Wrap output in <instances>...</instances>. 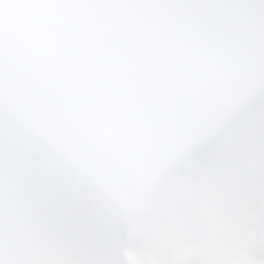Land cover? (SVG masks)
Returning a JSON list of instances; mask_svg holds the SVG:
<instances>
[{"label":"bare ground","instance_id":"1","mask_svg":"<svg viewBox=\"0 0 264 264\" xmlns=\"http://www.w3.org/2000/svg\"><path fill=\"white\" fill-rule=\"evenodd\" d=\"M259 96L255 101L264 97V92ZM256 115L264 118L259 112ZM232 121L233 119L228 123ZM259 125L261 128L257 129V133L264 134L262 130L264 128V120L260 121ZM231 130L230 125H228L227 129L223 128L218 132L216 141H221L220 147L224 149L225 153H228L230 149L236 151L235 146H238L239 142L242 144L246 141L248 142L249 134L256 132L252 128H237L228 137H225ZM229 142L234 143L235 146ZM260 151L262 153L264 149ZM224 166H227L235 177L238 176L237 170L233 169L230 164L226 163ZM209 167L212 169L211 163H207L206 160L194 161L188 171L173 175L163 183L159 180L153 185L149 194L144 197L145 200L134 218V226L131 228L130 236L133 243H138L136 254L139 255L138 258L141 264H154L157 260H161L162 263L181 264L185 259L199 256L197 251L190 253L186 249L184 250L182 244L186 241L187 227L191 225L193 218H197L200 221V226L203 229L208 230L207 226H212V217H210L207 209L212 194L217 190H212L211 192L208 190L207 185H210L214 180L213 176L209 177L207 175L210 174ZM238 189L232 192L234 197L224 199L219 205L226 208L232 203L231 201L238 199L240 196ZM236 211L239 212L240 210ZM188 213H191L190 216H186ZM240 228L244 227L240 225ZM252 232H254V229L245 230V234L248 237H251ZM235 238L234 234L231 239ZM244 240L245 245H249L245 237ZM131 248L134 249L133 245H131ZM159 251L161 252L160 254ZM158 254L161 257L156 256ZM153 258L155 259L153 260ZM135 262L136 260L129 264H135Z\"/></svg>","mask_w":264,"mask_h":264},{"label":"clouds","instance_id":"2","mask_svg":"<svg viewBox=\"0 0 264 264\" xmlns=\"http://www.w3.org/2000/svg\"><path fill=\"white\" fill-rule=\"evenodd\" d=\"M264 107V101L260 102ZM256 107L250 98H241L226 106L212 97L204 98L194 105L186 114L160 131L158 139L137 161L139 168L147 166L162 167L160 182L178 173L186 172L192 163L206 160L213 154L218 139V117L227 110L233 122L237 116L246 115ZM70 163L81 169H100L105 177H111L112 170L95 152L84 148L80 154L73 156ZM245 230H255L260 235V242L252 245L250 264H264V220L252 222L241 221Z\"/></svg>","mask_w":264,"mask_h":264},{"label":"rangeland","instance_id":"3","mask_svg":"<svg viewBox=\"0 0 264 264\" xmlns=\"http://www.w3.org/2000/svg\"><path fill=\"white\" fill-rule=\"evenodd\" d=\"M256 172H257V174L259 175V172H260V170H255ZM261 181H263V180H261ZM260 209V208H259ZM236 230V229H235ZM214 256H215V254H214ZM216 257H217V255H216ZM202 264V263H201Z\"/></svg>","mask_w":264,"mask_h":264}]
</instances>
